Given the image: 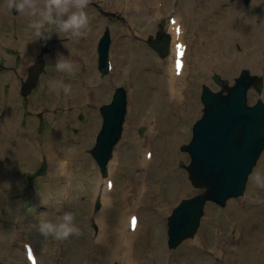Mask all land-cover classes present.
Wrapping results in <instances>:
<instances>
[{
  "label": "rangeland",
  "instance_id": "obj_1",
  "mask_svg": "<svg viewBox=\"0 0 264 264\" xmlns=\"http://www.w3.org/2000/svg\"><path fill=\"white\" fill-rule=\"evenodd\" d=\"M141 1L145 6H152L157 0ZM163 1L168 8L166 10H170L169 13H161L157 9L150 13L144 9L142 15L128 17L125 10L126 0H90L86 9L90 25L87 30L89 36L85 40V47L81 46L76 49L75 46H78L79 39L69 40L63 34H60V37L54 30L56 37L60 39L53 40L48 45L51 47V52H48L47 56L44 55L47 62L46 71L42 74L38 86L29 96L28 103L20 93L22 77L27 76L26 65L37 54H41V38H38L34 30L28 27L29 20L18 17V13L0 10V42L11 41L9 32L13 30L16 35L15 45L21 51L17 52L20 53L19 61L12 59L17 62L15 73L6 72L4 76H0V233L3 234L0 238V264H29L25 256L24 245L21 243L23 240H30L33 243L39 254L40 264H114L115 262L121 264V261L116 258H108L118 240L112 236L116 232L114 229L133 212L140 214L144 231L152 226L163 234L161 244L163 250H160L156 243L146 249L147 264H156V262H161V264H223L224 257L227 253L230 254L238 244L237 233L243 232L245 235L246 228L244 230L240 225L241 219L227 210L232 208L236 201L242 203L245 201V205H252L264 200V187L258 186L253 178L254 173L264 176L262 175L264 151L249 176L243 196L231 198L225 207L208 202L202 225L195 237L186 239L175 249L169 248L167 244V219L172 209L182 198L198 193V189L194 188L188 179L187 171L180 166L181 161L185 163L190 161V155L180 150V146L190 141L192 125L201 116L203 108L200 99L201 85L208 83L213 88H218L211 78L214 72H219L232 80L239 75L243 67H248L253 72L263 73V75L264 69L256 70L244 61L239 62L230 72L222 70V67L209 66L206 68L205 59L210 56L213 45H217L219 58H223L224 41L222 38L217 39V43L213 44L214 39L208 33L207 24H198L196 12L187 6L185 0ZM192 1L199 3L203 0ZM237 1L245 6L250 23L264 33L262 5H257L256 0H251L250 3H245L243 0H225L223 6ZM259 1L264 4V0ZM2 3L3 0H0V4ZM219 10V19L211 21V25L216 26V31L223 28L220 26V20L227 19L226 13L221 11V8ZM173 11L179 12L184 17L189 36H195L190 42L189 69L185 77V86L189 88L190 103L180 109V112L188 114L189 117L185 121L186 132L173 150L160 142V139L157 142L151 141L155 145L156 153L152 156L154 160L150 158L146 163L143 155L146 143L140 147V142L147 135L148 124L139 120L132 127H128L132 100V87L129 80H135L139 89L138 96L142 98L144 104L147 102L148 107L153 106L150 102L156 98L159 101H154L155 107L156 103H160L162 97L158 93L162 86L158 75L165 69L163 63L169 56L161 57L149 45L148 37L159 30L169 31L168 17L173 14ZM108 25L111 27L113 37L111 52L116 70L119 72L114 77H111L112 72L102 76L98 68V42ZM236 29H240L238 24ZM50 39H53L52 35ZM255 44L250 41L249 49ZM6 48L7 45L4 47L5 51ZM230 50L233 56L241 57L247 52V45L242 38L235 37L231 42ZM16 54L15 58L18 57ZM256 54L257 52H254L248 56L250 61L254 62ZM60 56L65 58L73 56L75 65L81 66L74 78H70L67 73L56 71L55 63ZM88 64L92 67L90 71H88ZM50 80L71 84L72 92L77 87L76 92H83L84 88L89 89V97H84L83 94L80 97H74L72 93L65 95L62 89L59 93L50 91ZM109 80L112 83H107ZM100 82H106V85L97 88L92 86ZM118 85H123L128 89L129 112L123 137L115 148L113 159L118 162L117 167L114 168L117 187L112 195L109 208L105 210L103 203L102 207L96 210V202L100 197L97 189L99 179L105 176L89 149L96 143L101 129L103 119L100 106L111 101ZM257 97V92L250 90L249 101L254 103ZM262 97L264 99V93ZM143 109H145L144 106L139 112V117L144 114ZM42 121L45 123L39 130ZM175 126L172 125V128L176 129ZM140 132L143 133L140 134ZM124 141L129 143L122 152L121 146ZM19 148L22 151H19ZM53 150L58 152L60 157H67L73 162V169L68 178L61 177V173L53 168L51 161ZM44 154L49 164L47 174L38 177L30 188L25 172H34L40 166ZM163 158H170L166 167L162 165ZM153 161L155 163L150 164ZM133 176H139L141 179L139 192L135 196L131 195V186L125 187L129 179L133 181ZM69 183L70 190L74 191L72 194H66L63 190L64 186ZM259 204L263 205L264 201ZM54 205L56 212L53 210ZM262 209L261 213L264 214V206ZM45 212L47 213L46 218L51 220H55L64 212L73 213L74 223L79 227L80 235L72 236L64 241L55 240L51 236L48 238L41 236L37 225L41 213ZM103 213H105L110 231L108 230L107 236L104 237V243H99L97 221ZM161 216L162 222L160 223ZM209 217L212 224L204 231L206 220ZM262 219L250 218L246 222L250 224L248 231L261 232L264 228V223L260 221ZM202 232H205V237L199 238ZM258 236L250 235L246 238V243L251 246L252 255L255 252L252 248H255L257 252L259 251L258 243L260 246L264 244V236L262 239H258ZM217 237L219 241L213 243ZM80 240H87V242L81 245L78 243ZM141 240H145V234L142 239L134 240L133 248L142 244ZM189 240H198L197 242L202 243L203 246L200 245L198 251L188 249ZM106 243L110 244L100 249ZM210 243L213 246L216 245L219 252L216 253V249ZM260 256L264 258V250Z\"/></svg>",
  "mask_w": 264,
  "mask_h": 264
},
{
  "label": "water",
  "instance_id": "obj_2",
  "mask_svg": "<svg viewBox=\"0 0 264 264\" xmlns=\"http://www.w3.org/2000/svg\"><path fill=\"white\" fill-rule=\"evenodd\" d=\"M111 42L108 27L98 46L99 69L103 74L109 70ZM148 42L162 57L169 53L170 36L167 33L159 31L156 37L150 35ZM44 71V59H37L29 67L28 76L21 86V94L25 98L37 86ZM213 78L221 88L213 90L209 85H203V114L193 125L191 142L182 146L192 157L191 163L185 165L189 178L201 192L182 199L169 216V245L172 248L196 233L207 201L225 205L229 198L245 192L249 175L264 150V101L259 98L252 105L248 103V90L252 86L262 91V78L252 75L247 69L242 70L233 84L218 74ZM127 105V91L118 87L112 101L100 107L103 123L90 152L103 175H107V165L122 137ZM46 171L47 162L43 161L40 168L27 173V177L33 181L35 176L45 175ZM100 205L99 201L97 208Z\"/></svg>",
  "mask_w": 264,
  "mask_h": 264
},
{
  "label": "bare ground",
  "instance_id": "obj_3",
  "mask_svg": "<svg viewBox=\"0 0 264 264\" xmlns=\"http://www.w3.org/2000/svg\"><path fill=\"white\" fill-rule=\"evenodd\" d=\"M163 2V0H157L153 3L152 6L143 5L141 0H126L125 10L128 17H137L139 15L143 14V10L146 8L150 13L152 9H158L160 8L159 2ZM187 6L192 10L196 12L197 15V21L198 24L206 23L207 27L209 28L208 33L210 34V37L214 39V43H217V39H221L224 41L223 46V60L221 64L220 58H219V52L216 50L215 45L211 48V54L210 56L206 57V64H213L215 67H222V70L226 72H230L233 70V67L238 65L239 62L244 61L245 63H249L252 68L256 70H262L264 69V62H263V47H264V33L256 28L255 25L250 23L249 19H245L246 17V10L242 4V2L237 1L230 3L227 6H223V3H225V0H203L201 2H195L192 0H185ZM117 2V1H116ZM122 3V2H121ZM257 5H262V10L264 9L263 2L256 0L255 2ZM162 10L165 11L166 5L165 3H162ZM223 7V8H222ZM226 13L225 20H220V26L223 27L222 30L216 31V26L211 25V21H217L220 16V10ZM159 11H162L158 9ZM219 10V11H218ZM149 12H147L149 14ZM175 13V12H174ZM176 14H179L177 12ZM262 19H264V12H262ZM237 24L240 26V29L237 30L236 26ZM177 25H179V19L176 20L174 25L168 24L169 31L171 32L172 38V48L171 52L169 54V57L167 58L166 62L163 63L165 66V69L162 71L160 75H158V78H161L160 84L162 86V89L158 93L162 99L160 100V103H156V107L154 104L155 99L152 100L150 103H153V106L148 107L147 102L141 100L142 98H139L138 96V87L135 83L134 79L129 80V84L132 87L131 91V118L128 122V127H132V125L139 120H142L148 124V131L145 138H143L140 142V147L149 141L155 140L156 142L159 141L163 144H166L168 147H170L171 150L175 147L181 136L186 132L185 129V121L189 117L188 114H184V112H180L181 108H185L190 103V99L188 98L189 95V88L185 86V77L188 73V57H189V49L190 46L187 45V50L185 52V65L183 67V72L180 76L176 75L175 71V59H176V50H177V44L178 40H186L188 43V40L186 39L189 34H186V38L184 33L182 34V28H180V33L177 28ZM219 26V27H220ZM211 29V30H210ZM88 31L86 32V35L79 38L78 46L75 48L79 49V47H85L86 43L85 40L88 38ZM240 36L243 40L246 41V44L248 42L256 43L255 46L251 47L250 50L257 52L255 55L254 62L250 61L248 58L247 52L243 54L241 57L233 56L231 54V42L234 37ZM181 38V39H179ZM263 40V42H262ZM263 44V45H262ZM247 51L249 52V47L247 46ZM70 59L74 64L73 58ZM136 59V57H135ZM37 61V60H36ZM114 62V58H113ZM231 66H230V65ZM78 66V70H80L81 66ZM90 66V67H89ZM136 66V64H135ZM91 65L88 64V71L91 70ZM115 65L113 66L111 77H114L115 74H118L119 72L116 70ZM106 85V82H100V84H92L94 88H97L99 86ZM90 86V85H89ZM92 88V87H91ZM78 90V87L75 89V91L72 92V95L74 97H80L81 94H83L84 97H89V89L84 88L83 92H76ZM164 98V99H163ZM166 103V104H165ZM164 106H163V105ZM158 105V106H157ZM143 106L145 107L144 114L139 117V112L142 110ZM172 125H176V129L172 128ZM128 141L123 142L121 146V150L123 152V149H126L128 146ZM149 144V143H148ZM2 145V144H1ZM125 146V147H124ZM147 146V145H146ZM124 147V148H123ZM22 148V147H21ZM19 148V151H22L24 148ZM146 148V147H145ZM143 150V155H145L146 149ZM140 153V152H139ZM142 153V152H141ZM58 155V157H57ZM145 160V159H144ZM154 160V159H153ZM51 161L53 162V168L55 171L58 170L59 173H61V177L68 178L70 176V173L73 169V162L70 159H62V157L59 156L58 152H55L53 150ZM57 161V162H55ZM146 162V161H145ZM170 162V158H163L162 165L164 167L167 166V164ZM155 163L154 161L150 164ZM118 162L117 160H112L109 162V172L113 176L114 168L117 167ZM262 175H264V168ZM162 178V177H160ZM109 179H112V177H105L99 179V186H98V194L100 195L101 201L104 203V209L109 208V203H111L112 195L114 194L116 190V182L114 186L110 189L107 186V181ZM104 180V181H103ZM103 181V182H102ZM140 177L139 176H133V181L129 179L127 183L125 184V187L131 186V195L135 196L139 192V186H140ZM64 192L66 194H72L73 189L70 190L69 184L64 186ZM260 200L256 204L252 205H245L241 201L234 202L232 208L228 209L227 212H233V214L241 219V226L246 228L245 235L241 236L239 239L238 244L234 249H232V252L230 254L227 253V255L224 257V263L223 264H264V258L260 256V253L264 250V244L260 246V243H258V249L259 251L256 252L255 248H252L254 252V255L250 253L251 246L249 243H246V238L250 235H259L258 239H262L264 236V228L261 232H249L250 224L246 223L250 218L253 220L263 218L260 220L264 223V214L261 213L263 211L262 207L264 204H259ZM53 210L56 212V206L54 205ZM48 211H52V209H48ZM102 217L98 219L97 224H99V230L97 231V240L99 243H104V237L107 236L108 230L110 231V227L108 223L106 222L105 213L101 214ZM130 216V214H129ZM127 216L125 218V221L122 220L121 224L114 229L115 234L112 236V238L118 240L116 241L117 245L114 247L110 253L108 258L109 259H118L121 261V264H147V255H146V249L150 248L151 245L155 244L158 245L160 250H163V247L161 244L163 243V234L160 230H156L152 226L147 229V231H144L143 222L140 218V220L137 223V227L135 231H131L129 228L131 217ZM159 216V215H157ZM160 223L162 222V216L160 217ZM211 218H207L206 220V228H208L209 225H211ZM144 232V233H143ZM145 234V240H141L142 244L139 246L136 245L135 248H133L134 240L136 239H142L143 235ZM247 235V236H246ZM205 237V232H202L201 236L199 238ZM234 237V236H233ZM197 238V239H199ZM198 240L194 241H188V249H193L195 251H198V247L202 245V243L197 242ZM216 241H219V237H217L213 243H216ZM86 241L80 240L78 243H81L83 245ZM110 243H106L103 245L100 249L104 248L105 246H108ZM212 247L216 249V245H212ZM34 246V245H33ZM203 246V245H202ZM25 250V249H24ZM35 250V249H34ZM219 252L218 249H216V253ZM26 253V250H25ZM36 253V250H35ZM38 254H36L37 256ZM37 264H40L39 256H37ZM102 257V256H101ZM100 257V259H101ZM105 259V258H104ZM27 261L29 264L30 261L27 258ZM156 264H161V262H156Z\"/></svg>",
  "mask_w": 264,
  "mask_h": 264
},
{
  "label": "clouds",
  "instance_id": "obj_4",
  "mask_svg": "<svg viewBox=\"0 0 264 264\" xmlns=\"http://www.w3.org/2000/svg\"><path fill=\"white\" fill-rule=\"evenodd\" d=\"M89 3L90 0H3L0 10L12 13L15 10L18 17L29 20L28 27L34 30L38 38L50 39V29L54 28L59 36L63 34L69 40H78L89 29L90 20L86 12ZM55 68L59 73H67L70 78H74L78 71V66L63 56L57 59ZM49 88L57 93L62 89L65 95L72 93V85L64 84L63 81L50 80ZM253 178L258 186L264 187V176L254 173ZM40 216L37 230L45 238L51 236L55 240L64 241L80 235L71 212H64L55 220L47 219L46 212Z\"/></svg>",
  "mask_w": 264,
  "mask_h": 264
},
{
  "label": "flooded vegetation",
  "instance_id": "obj_5",
  "mask_svg": "<svg viewBox=\"0 0 264 264\" xmlns=\"http://www.w3.org/2000/svg\"><path fill=\"white\" fill-rule=\"evenodd\" d=\"M14 12V11H13ZM16 13V12H14ZM12 18V17H11ZM15 27V26H14ZM12 39L11 42H14V34H12ZM53 40L51 39H43L41 38L40 40V48L43 50L42 53H44V51H46L48 49V45L52 43ZM15 47L13 45L8 44L6 51L5 49H3V51L0 52V76H4V73L6 72H10L12 74L15 73L16 69V65L17 62L20 60L19 55H17L18 57L17 60L12 61V59H15ZM41 51V50H40ZM43 55L41 54H37V57H42ZM34 59L28 63V65H26V70H28L29 66L33 63Z\"/></svg>",
  "mask_w": 264,
  "mask_h": 264
}]
</instances>
